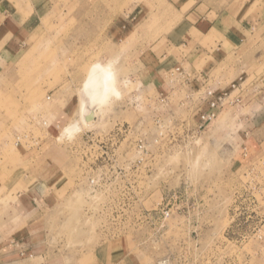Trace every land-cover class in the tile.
I'll return each instance as SVG.
<instances>
[{"label":"rangeland","instance_id":"rangeland-1","mask_svg":"<svg viewBox=\"0 0 264 264\" xmlns=\"http://www.w3.org/2000/svg\"><path fill=\"white\" fill-rule=\"evenodd\" d=\"M34 1L42 25L26 39L0 22V248L28 229L47 259H81L46 264H94L96 252L136 264H243L244 254L264 264V0L241 13L242 32L222 21L250 0ZM6 2L0 20L20 18L22 1ZM217 9L235 45L206 35L182 46L195 18ZM95 64L110 67L119 95L64 136ZM219 93L215 118L203 120ZM168 202L167 226L155 227Z\"/></svg>","mask_w":264,"mask_h":264},{"label":"crops","instance_id":"crops-1","mask_svg":"<svg viewBox=\"0 0 264 264\" xmlns=\"http://www.w3.org/2000/svg\"><path fill=\"white\" fill-rule=\"evenodd\" d=\"M5 1V5H7L6 0H0V9L4 8L3 6V2ZM22 2H20V11L23 13L21 15L20 18H18L16 15H12V14H5L3 15V18H1L0 22L2 23V34H16L15 32H18V34H20L21 36H24L23 38H27L28 34L30 32H32L33 30L38 29L41 25H42V17L39 15V11L37 10L38 6L36 4V2L34 0H21ZM189 1L192 0H185L184 3H189ZM30 2V5H28V3ZM233 2H235L234 0H229L227 2L228 6H232V4H234ZM9 3V2H8ZM244 3V2H243ZM241 4L243 6H241V9L239 11L233 12L231 11L227 16V19H224L222 21V16L224 13L220 12V9L217 11L216 10H211L209 11V14L215 16L213 19H210L208 17H201L198 14V18H195L196 21L195 23L191 26V29H193L195 32H193V36H189V39L186 40V43H184L182 46H187V47H191V45L193 44V39L194 36H196L197 38L200 39V37L205 36L206 35H210V38H213L215 36L217 37H223L225 40H223V44L228 46V47H232L235 45V41L233 40L234 38L232 36H230L227 31L224 30V27L222 28L220 24H222V22L228 23L230 25V23L232 24L230 26L231 29H233L234 26L238 25V29L242 32L243 30L245 31V21H243V15L241 13L246 12V8L247 6H250L251 0L249 1V4L246 5V2L244 4ZM185 4V5H186ZM214 5H216L218 8L224 7L225 3L224 0H215L213 2ZM198 5V6H197ZM201 3L196 4V6L194 7L195 12L197 11V7H201ZM252 5V3H251ZM9 6H11V4L9 3ZM264 8V3L259 9H263ZM5 11V9H4ZM25 14H29V16L24 17ZM194 12L189 11L188 13H186V20L189 19V17L193 16ZM211 16V17H213ZM217 17V18H216ZM249 17V16H247ZM189 21V20H188ZM222 21V22H221ZM262 22H264V17L262 19ZM244 26V27H243ZM243 27V28H242ZM204 32H207L206 34H204ZM234 33L235 36H237L238 38H242L241 36L245 35L243 39H246V34H241V33H237V32H232ZM213 36V37H212ZM7 36H5L4 38H6ZM172 38V41H174V38L172 36H170ZM204 37V38H205ZM248 39V38H247ZM13 45V43H12ZM201 76V75H200ZM202 77V76H201ZM203 78V77H202ZM219 96H221L222 94L219 93L217 94ZM46 125V124H45ZM244 150H247V148H244ZM247 156V155H246ZM237 165H239L238 162H236ZM242 166V164L240 165ZM42 192L41 189L35 188L31 193H35L32 194V197H30L33 202L36 204V202H38V198H40V200L43 199L42 195L40 194ZM28 194L27 191L25 192H21L19 193L18 197H22ZM23 203V201H22ZM29 207L28 205H20V207L17 206L18 208V213L17 214H23L24 212H26V208ZM34 209L32 210V212H35L37 214L41 213L44 211V208L40 207V206H33ZM29 209V208H27ZM15 233V232H14ZM39 231H33L32 234L28 235V229L27 231H24V236L22 235H16V240H17V244L14 247L10 242V244H7L5 246H3L2 248H0V253L5 252L8 253L9 255L14 252L15 254H18V258H19V262L18 264H40L41 262H45L46 263H59L61 261H78L80 262L79 259H73L70 258L69 256H62L60 254H55L53 255L49 260L47 259L48 256L46 255V253H44V251L41 250L40 244L38 242V240H36V238L38 236H40ZM19 236V237H17ZM35 239V241L33 240ZM5 255L4 257H0V264H12L11 263V259H6ZM16 257V258H17ZM88 257H93V259L91 260V258L87 260V262H91L94 264H136L137 261H128L125 260V257L122 256H118V255H108V254H102L101 252H96L94 254H91ZM250 258H251V254H244L243 257V264H250ZM48 260V261H47ZM41 261V262H40ZM85 261V260H84Z\"/></svg>","mask_w":264,"mask_h":264},{"label":"bare ground","instance_id":"bare-ground-1","mask_svg":"<svg viewBox=\"0 0 264 264\" xmlns=\"http://www.w3.org/2000/svg\"><path fill=\"white\" fill-rule=\"evenodd\" d=\"M111 71L110 67L105 68V66L103 67L101 64H95L90 69L81 94L83 95V99L82 111L79 114L80 116H78L79 119L64 129V136L74 134L81 127V123L85 126L86 124L89 125L93 118L92 111H95V108H99L103 103L106 104L112 94L119 95L115 84V78Z\"/></svg>","mask_w":264,"mask_h":264},{"label":"built area","instance_id":"built-area-1","mask_svg":"<svg viewBox=\"0 0 264 264\" xmlns=\"http://www.w3.org/2000/svg\"><path fill=\"white\" fill-rule=\"evenodd\" d=\"M209 94L212 96L211 92ZM225 97H226L225 95H223V96L221 95L217 99H210L207 103V109L210 110L209 112H211V114L209 113V115L206 116L205 112H202L203 114L201 115V118L205 121L214 119L216 116V112L218 110L219 104L225 99ZM120 131H121V129L119 128L117 130V133H115V137L118 138L119 134L121 133ZM137 146L140 149H144V143H142V141H138ZM100 148H103V146H100ZM98 160H99L98 158H95V160L93 162L94 166L98 165V162H96ZM119 171H121V170H119ZM118 173H120V172H118ZM102 181H103V176L90 178V182L92 184H96L97 182H102ZM168 197L172 198L171 191L168 192V194L165 198H168ZM169 205H170V202H168V204L166 206H162V208L159 209V211L155 212V214H154L155 215L154 219H156V223L154 224L155 227L159 226L160 228H165L167 226L166 222H167L168 218L171 216V211H172V209L169 208ZM149 215H151V214H149ZM160 264H167V261H163Z\"/></svg>","mask_w":264,"mask_h":264}]
</instances>
